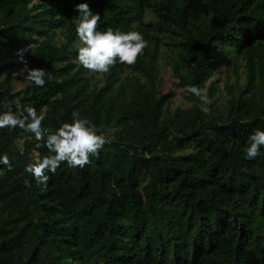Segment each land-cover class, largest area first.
<instances>
[{"label":"trees","instance_id":"16d2710c","mask_svg":"<svg viewBox=\"0 0 264 264\" xmlns=\"http://www.w3.org/2000/svg\"><path fill=\"white\" fill-rule=\"evenodd\" d=\"M79 3L99 30L144 35L135 64L80 66ZM28 59L45 84L15 91L14 61ZM225 65L243 67L242 85L212 82ZM166 71L189 107L171 111ZM9 106L43 110L48 131L73 111L117 131L83 168L62 163L39 186L24 168L50 155L43 139L0 129L13 165H0V264H264V147L244 157L264 129V0H0V111Z\"/></svg>","mask_w":264,"mask_h":264},{"label":"clouds","instance_id":"9594fccd","mask_svg":"<svg viewBox=\"0 0 264 264\" xmlns=\"http://www.w3.org/2000/svg\"><path fill=\"white\" fill-rule=\"evenodd\" d=\"M75 10L78 13L74 20L75 33L82 44L77 49L76 60L89 73H108L117 63L133 65L138 56L144 54L148 42L141 32L132 29L122 31L110 27L99 30L97 23L101 17L90 10L87 3L75 5ZM25 71L24 79L37 87L44 86L47 75L44 68ZM187 92L198 99L197 107L202 113L207 114L210 111L208 105L211 101L203 89L190 85ZM44 120L43 110L38 113L35 107L24 108L19 113L13 111L11 106L7 111H0V129L18 127L31 133L37 141L43 139L44 147L50 155L32 161L24 168L25 173H28L39 186H46L50 178L49 173L55 174L62 163L71 168H83L89 163L90 155L97 154L105 144L111 142L110 133L117 131L116 128H112L106 134L77 111H73L71 119L61 123L54 131L42 127ZM261 147H264V129H254L245 142V159H255L260 154ZM0 165L7 166L8 171L13 170L7 155H0ZM24 183L26 187L31 186L28 179H25Z\"/></svg>","mask_w":264,"mask_h":264},{"label":"rangeland","instance_id":"374dc122","mask_svg":"<svg viewBox=\"0 0 264 264\" xmlns=\"http://www.w3.org/2000/svg\"><path fill=\"white\" fill-rule=\"evenodd\" d=\"M145 23L147 24V26H149V28H151L153 34H155L156 21L150 13L146 14ZM14 64H15L14 90L20 91L29 83L28 80L24 79V76L26 75L25 69H32L34 68V65L30 59L19 60V61L15 60ZM243 74H244L243 67H240L238 73L236 74L235 71L230 66L225 65L216 72L212 82H216L219 87H222L223 84L225 83H228L231 86L232 85L239 86L243 84ZM174 83H176V80L172 77L169 71H166L164 73V85L162 88V92L174 91L176 94L175 97L172 98L170 102L171 111H174L176 108L189 107L190 104L186 99L187 96L186 93L183 90L176 88Z\"/></svg>","mask_w":264,"mask_h":264}]
</instances>
